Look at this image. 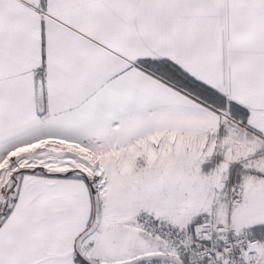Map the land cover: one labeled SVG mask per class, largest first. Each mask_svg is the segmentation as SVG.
<instances>
[{
	"label": "snow or ice",
	"instance_id": "obj_1",
	"mask_svg": "<svg viewBox=\"0 0 264 264\" xmlns=\"http://www.w3.org/2000/svg\"><path fill=\"white\" fill-rule=\"evenodd\" d=\"M0 264H264V0H0Z\"/></svg>",
	"mask_w": 264,
	"mask_h": 264
}]
</instances>
